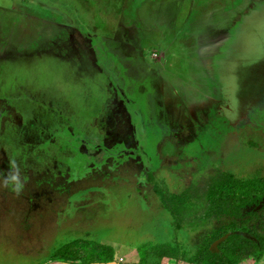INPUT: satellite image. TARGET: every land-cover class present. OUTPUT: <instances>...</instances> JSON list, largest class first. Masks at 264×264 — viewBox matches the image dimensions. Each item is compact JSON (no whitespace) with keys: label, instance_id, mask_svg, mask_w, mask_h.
<instances>
[{"label":"rangeland","instance_id":"1","mask_svg":"<svg viewBox=\"0 0 264 264\" xmlns=\"http://www.w3.org/2000/svg\"><path fill=\"white\" fill-rule=\"evenodd\" d=\"M218 173L264 175V0H0V264L195 251L157 193Z\"/></svg>","mask_w":264,"mask_h":264},{"label":"trees","instance_id":"2","mask_svg":"<svg viewBox=\"0 0 264 264\" xmlns=\"http://www.w3.org/2000/svg\"><path fill=\"white\" fill-rule=\"evenodd\" d=\"M158 194L163 207L168 208L175 218L177 230L184 228L182 223L187 220L185 216L190 214L196 220L193 225L197 227L210 222H219L222 227L212 236L205 235L195 251H188L176 240L173 246H151L140 250L138 254L142 260L134 264H244L249 259H253L255 264L263 256L264 208L245 216L242 212L264 202V175L239 178L232 173H218L201 193L185 190L178 194ZM227 234L226 241L218 246L217 251H212V244ZM244 234L251 235L256 242L244 237ZM99 251L105 252L106 249L97 243L76 240L60 248L53 258L72 264L115 260L109 253H106L108 257L105 260H91L93 254ZM148 254L152 255L150 258H154L153 261H144Z\"/></svg>","mask_w":264,"mask_h":264},{"label":"water","instance_id":"3","mask_svg":"<svg viewBox=\"0 0 264 264\" xmlns=\"http://www.w3.org/2000/svg\"><path fill=\"white\" fill-rule=\"evenodd\" d=\"M227 238H228V235H225L222 238H220L219 240L215 241L211 247L212 251H217L218 246L221 243L225 242ZM90 264H124V263H121V262L114 260V261H109V262H94V263H90Z\"/></svg>","mask_w":264,"mask_h":264},{"label":"clouds","instance_id":"4","mask_svg":"<svg viewBox=\"0 0 264 264\" xmlns=\"http://www.w3.org/2000/svg\"><path fill=\"white\" fill-rule=\"evenodd\" d=\"M12 179H13V180H16V177H15V176H13V177H12ZM19 188H20V186H19V185H17V186H16V189H14V190H15V191H19Z\"/></svg>","mask_w":264,"mask_h":264},{"label":"crops","instance_id":"5","mask_svg":"<svg viewBox=\"0 0 264 264\" xmlns=\"http://www.w3.org/2000/svg\"><path fill=\"white\" fill-rule=\"evenodd\" d=\"M107 174H109V172H106ZM105 176H106V174H105ZM109 176V175H108ZM115 259V258H114Z\"/></svg>","mask_w":264,"mask_h":264},{"label":"flooded vegetation","instance_id":"6","mask_svg":"<svg viewBox=\"0 0 264 264\" xmlns=\"http://www.w3.org/2000/svg\"><path fill=\"white\" fill-rule=\"evenodd\" d=\"M82 143H83V141H82ZM98 147V146H97ZM109 159V158H108Z\"/></svg>","mask_w":264,"mask_h":264}]
</instances>
